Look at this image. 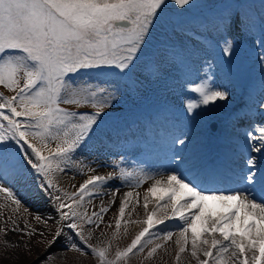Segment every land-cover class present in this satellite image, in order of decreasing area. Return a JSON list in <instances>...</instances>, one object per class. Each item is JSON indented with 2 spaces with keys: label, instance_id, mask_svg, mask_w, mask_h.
Instances as JSON below:
<instances>
[{
  "label": "snow or ice",
  "instance_id": "obj_1",
  "mask_svg": "<svg viewBox=\"0 0 264 264\" xmlns=\"http://www.w3.org/2000/svg\"><path fill=\"white\" fill-rule=\"evenodd\" d=\"M170 2L184 9L191 7L193 0H0V86L15 93L11 96L0 93V193L4 194L5 201L16 205L13 209L16 211L21 201L10 187L4 186L5 181H27L28 171L41 177L39 187L57 202L59 220L71 221L66 227L75 232L99 264H120L135 254L133 250L143 252L153 244V237L170 241L172 231L161 230L162 236L150 232L165 220L178 223L177 261L190 244L191 257L197 264H264V166H258L254 157L244 160L242 173L235 181L237 186L224 190L207 189L175 172L166 179L144 174L143 179L154 180L144 197L147 219L142 223L146 227L126 248L117 247L113 259L108 258L111 241H101L104 247L89 244L92 233L85 235L79 224V221L94 224L96 220L92 217L100 220L101 215L93 212L89 217L78 211L84 197L99 194L93 190L112 177L89 176L74 193L66 192L55 183V174L63 171L62 165L70 161L69 153L93 131L104 108L109 106L103 97L112 96L106 89L74 87L71 76L89 71L113 70L121 74L130 71L151 30L157 24L161 28L167 25L164 16ZM242 23L237 14L227 18L224 27ZM260 27L264 37V19ZM225 44L223 52L228 54L232 45L227 41ZM261 46L264 47V38ZM191 90L199 93L200 100L187 103L189 113L200 105L227 99L226 92L213 90L207 81ZM61 103L91 104L95 112L78 114L61 108ZM259 140L264 145V129ZM52 141L56 142L55 149L50 147ZM13 143L30 166L28 171L15 163L10 150ZM179 143L185 141L181 139ZM251 150L264 152V147ZM132 177V173L122 172L120 179ZM143 179L137 180V187ZM51 190L57 194L53 195ZM149 194L157 200V209L152 212L147 211ZM131 196V192L125 194V198ZM64 199L71 200L72 204L64 203ZM169 206L171 215L165 211L164 218L158 219L157 210H166ZM4 207L5 204H0V209ZM65 208L67 211H63ZM105 211L101 207L100 213ZM124 213L122 200L120 217ZM36 219L42 220L40 216ZM12 223L17 225L15 220ZM25 225L29 227L27 221ZM120 227L121 220L117 219L113 240ZM12 230L20 229L17 226ZM33 231L25 234L31 236ZM62 232L63 227L56 229L49 246ZM162 247L163 244H155L145 259L152 258ZM68 251L87 254L76 243H71ZM51 259L49 256L48 260Z\"/></svg>",
  "mask_w": 264,
  "mask_h": 264
},
{
  "label": "rangeland",
  "instance_id": "obj_2",
  "mask_svg": "<svg viewBox=\"0 0 264 264\" xmlns=\"http://www.w3.org/2000/svg\"><path fill=\"white\" fill-rule=\"evenodd\" d=\"M237 14L243 23L225 28V20ZM218 17L221 19L215 20ZM164 18L167 25L161 28L157 24L151 30L146 38V45L137 54L130 71L125 74L113 70L89 71L70 78L75 81L74 87L106 89L108 93H112L111 97L107 94L103 97L109 105L101 114L105 116L98 118V124L93 131L69 153L70 161L67 165H62L63 171L55 174L56 185L68 193L77 192L89 176L112 177L93 190L99 194L85 196L82 207L78 209L89 217L93 212L101 215L100 220L92 217L96 220L94 224L84 221H79V224L85 235L92 233L89 244L104 247L105 244L100 243L101 241H111L109 259L114 258L117 247L121 250L126 248L146 227L142 223L147 219L143 188L150 187L154 180L143 179V175L154 176V171L159 166L154 162L156 153L163 157L171 151L164 140L169 134L155 137L153 131L148 132V126L173 125L171 120L175 119L181 122L182 127L193 123L191 130L199 129L201 140V130L211 139L218 136L219 126L215 135L207 134V121L214 119L218 124L225 122L227 113L244 99L241 95L246 90L247 96H254V112L264 108V47L261 46L264 37L260 27L261 20L264 19V0H193L192 6L184 9L170 2ZM172 23H176L180 30L175 31ZM182 28L187 30H181ZM184 31L185 36L182 34ZM226 41L232 45L228 54L223 52ZM204 81L213 90L226 92L227 99L200 105L189 113L187 103L200 100L199 93L191 89ZM0 93L7 96L15 94L3 86H0ZM59 106L78 114L95 112L91 104L61 103ZM138 130L141 131L139 139ZM167 130L168 133L171 132V129ZM119 136H125L126 139ZM158 137L164 141H158ZM55 146L56 142L52 141L50 147L55 149ZM10 150L19 168L28 171L30 166L23 160L22 153L17 152L14 143ZM122 172L132 173L133 177L122 180ZM28 175L30 179L27 181H5L4 186L10 187L21 201L16 211H13L16 205L10 200L5 201L4 194L0 193V204H5L0 209V256L7 257L15 264L25 260L27 264H99L75 232L66 227L71 221L59 220L57 202L39 187L42 178L30 171ZM141 179L143 182L137 187L136 182ZM51 191L53 195L57 194L54 190ZM128 192L132 196L125 198ZM122 200L125 201V213L120 217ZM63 202L72 204L68 199ZM101 207L107 211L101 214ZM156 209L157 200L149 195L147 211ZM63 211H67V208ZM165 211L171 215L169 206L166 210H157V218L163 219ZM37 216L42 220L37 221ZM117 219L121 220V227L117 238L113 240L112 235L117 232ZM13 220L17 225H13ZM25 221L29 226L27 228ZM17 226L20 230L13 231ZM58 227H63V232L49 246V241L53 240ZM161 230L172 231V239L165 242L153 237V244L148 245L143 252L133 250L135 254H130L120 264H197L191 257L190 244L181 254L180 260L176 259L178 247L175 241L179 233L176 220H165L164 224H157L150 232L162 236ZM29 231H33L31 236L25 234ZM217 238L221 237L217 234ZM71 243L83 247L87 254L68 251ZM157 243L163 244V247L152 258L145 259L149 249ZM49 256L53 259L48 260ZM200 258L204 259L202 255ZM20 259L23 260L20 262Z\"/></svg>",
  "mask_w": 264,
  "mask_h": 264
},
{
  "label": "bare ground",
  "instance_id": "obj_3",
  "mask_svg": "<svg viewBox=\"0 0 264 264\" xmlns=\"http://www.w3.org/2000/svg\"><path fill=\"white\" fill-rule=\"evenodd\" d=\"M253 97V95L247 96V92L242 95V98L246 100L243 99L233 106L227 113L225 122H219L218 136L215 138H208L201 130L203 138L201 140L198 135L199 129H196V131L191 130L193 123L182 127L181 122L175 119L171 120L173 125L148 126V129L144 127L150 133L153 131L155 137L169 134L164 140L171 151L167 152L163 157L159 155L162 161L157 163L159 165L158 169L156 168L157 170L151 169L152 171L155 170L153 177L166 179L167 175L175 172L183 174L186 178L193 180L195 184H197L195 177L204 178L205 181L203 179L200 182L202 187L210 190H221L219 182H215L217 180L210 181L206 185V182L213 178L209 176L208 170L203 169V165L206 162L213 160L215 165L218 162L222 163V172H229L225 177L226 181L231 183L229 188L237 186L235 181L238 180L242 173L243 163L246 158L254 157L258 166H264V152L258 153L251 150L252 147H264L259 140L261 129H264V108L254 112L252 108L254 104L252 101ZM164 121L167 122L169 120ZM167 129H171V132L168 133ZM138 135L140 137V134ZM250 136H254L256 139H249ZM181 139L185 143L180 144L179 140ZM157 140L164 141L159 137ZM197 158H205V161L201 163L197 161ZM230 160L234 162L228 165ZM226 166H229V169ZM254 171H258V169H254ZM148 188H143L145 194ZM149 195L156 200L154 196Z\"/></svg>",
  "mask_w": 264,
  "mask_h": 264
},
{
  "label": "trees",
  "instance_id": "obj_4",
  "mask_svg": "<svg viewBox=\"0 0 264 264\" xmlns=\"http://www.w3.org/2000/svg\"><path fill=\"white\" fill-rule=\"evenodd\" d=\"M188 27H191L189 24H187ZM101 120V119H100ZM23 259H20V262L22 261ZM97 263V261H96ZM0 264H15L14 262H12L11 260H9L7 257L5 256H0ZM19 264H27L26 263V260L19 263Z\"/></svg>",
  "mask_w": 264,
  "mask_h": 264
},
{
  "label": "water",
  "instance_id": "obj_5",
  "mask_svg": "<svg viewBox=\"0 0 264 264\" xmlns=\"http://www.w3.org/2000/svg\"><path fill=\"white\" fill-rule=\"evenodd\" d=\"M207 130L212 133V134H215L216 133V129H217V124H216V121L215 120H211L207 123V126H206Z\"/></svg>",
  "mask_w": 264,
  "mask_h": 264
}]
</instances>
